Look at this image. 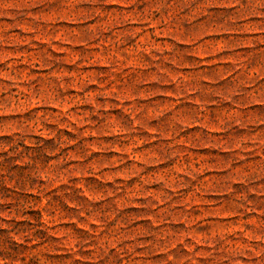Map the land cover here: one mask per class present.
Masks as SVG:
<instances>
[{"label": "rangeland", "instance_id": "1", "mask_svg": "<svg viewBox=\"0 0 264 264\" xmlns=\"http://www.w3.org/2000/svg\"><path fill=\"white\" fill-rule=\"evenodd\" d=\"M0 264H264V0H0Z\"/></svg>", "mask_w": 264, "mask_h": 264}]
</instances>
